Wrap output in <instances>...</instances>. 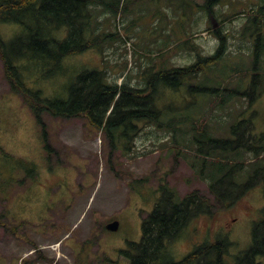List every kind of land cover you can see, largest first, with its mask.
<instances>
[{"label": "rangeland", "instance_id": "1", "mask_svg": "<svg viewBox=\"0 0 264 264\" xmlns=\"http://www.w3.org/2000/svg\"><path fill=\"white\" fill-rule=\"evenodd\" d=\"M123 2L128 5L117 12L101 3L91 8L93 32L118 31L116 38H108L99 49L64 57L60 66L22 57L16 60L13 80L49 99H67L70 85L85 69L103 68L112 82L143 85L144 71L154 64L186 66L197 60L199 51L214 53L219 45L216 27L229 36V70L221 66L208 72L206 85L212 87L213 79L228 75L231 66L249 67L251 42L241 36L245 16L239 11L257 0H221L214 19L193 4L204 0ZM185 3V9L179 8ZM65 33L56 30L53 35L63 38ZM29 35L20 23L0 21V41L7 45ZM8 74L0 52V264H129L120 250L142 238L143 216L153 209L162 184L180 195L199 190L213 199L201 172L205 156L189 146L190 133L173 138L165 126L137 120L133 123L139 129L131 130L126 149L120 131L114 139L119 145L113 148L108 133L83 116L64 119L43 112V126ZM234 77L230 86L240 81ZM211 91L163 88L160 99L177 111L165 120L183 122L189 114L201 126L207 123L213 135L225 136L249 98L223 104ZM253 107L260 132L264 93ZM263 207V186L258 184L233 206L218 208L215 216L193 219L170 244L169 256L181 260L196 245L224 234L234 242L232 254L248 249L253 220ZM114 220L118 229H108Z\"/></svg>", "mask_w": 264, "mask_h": 264}, {"label": "trees", "instance_id": "2", "mask_svg": "<svg viewBox=\"0 0 264 264\" xmlns=\"http://www.w3.org/2000/svg\"><path fill=\"white\" fill-rule=\"evenodd\" d=\"M220 1L204 0L202 4H193L214 19L218 13L215 5ZM99 3L115 12L124 10L123 6L128 5L123 0H0V21L20 23L30 32L29 36H18L10 45L0 41V52L13 88L23 94L43 126V112L64 119L83 116L108 133L113 148L119 145H114V139L120 135L118 131L122 137H126V149L130 148L131 130L139 129L133 123L137 120L165 126L171 130L173 138H177L179 132L191 134L189 146L197 154L205 156L201 172L208 180L213 199L199 190L180 195L168 184H162L153 209L143 216L142 238L128 241L126 247L120 250L129 264H262L264 207L253 220L252 244L246 250L232 254L230 249L234 242L227 234L196 245L181 260L170 257L168 250L193 219L202 215L215 216L218 208L233 206L243 194L258 184H262L264 193V130L256 132L254 119L258 116V110L253 107L264 93V0H257L252 7L239 11V15L245 16L241 36L251 42L249 67L231 66L228 75L212 80V87L204 82L207 80L206 74L221 66L223 70H229L225 69L228 66L229 36L220 27L215 28L219 45L214 53L204 55L199 51L197 60L186 66L154 64L144 71L143 85L112 82L103 68L85 69L70 85L67 99H49L36 95L25 83L13 80L14 71L19 68L16 60L22 57L25 61L30 58L35 61L44 59L46 67L60 66L67 56L99 49L108 38H116L118 31L93 32L91 8ZM185 5L181 4L179 8L185 9ZM51 28L55 31L65 30L67 36L55 37V31ZM235 75L239 76L240 81L236 86H230L229 81ZM185 86L189 91L213 90L211 92H216L223 104L226 99L232 98L246 100L248 97L249 101L230 123L225 136L213 135L207 123L201 126L198 123L200 120L191 119L189 114V118L183 122L165 120L168 115L177 114V111L171 102L167 105L162 102L161 91L163 88L180 90Z\"/></svg>", "mask_w": 264, "mask_h": 264}, {"label": "water", "instance_id": "3", "mask_svg": "<svg viewBox=\"0 0 264 264\" xmlns=\"http://www.w3.org/2000/svg\"><path fill=\"white\" fill-rule=\"evenodd\" d=\"M118 227H119V221L118 220L111 221L107 224V228L110 230H117Z\"/></svg>", "mask_w": 264, "mask_h": 264}, {"label": "bare ground", "instance_id": "4", "mask_svg": "<svg viewBox=\"0 0 264 264\" xmlns=\"http://www.w3.org/2000/svg\"><path fill=\"white\" fill-rule=\"evenodd\" d=\"M66 3V2H65ZM44 4V3H43ZM70 10V9H69ZM46 38V37H45ZM39 43V42H38ZM64 43V42H63ZM45 44V43H44ZM50 47H52V46H50ZM59 47V46H58ZM53 50V49H52ZM60 52V51H59Z\"/></svg>", "mask_w": 264, "mask_h": 264}, {"label": "flooded vegetation", "instance_id": "5", "mask_svg": "<svg viewBox=\"0 0 264 264\" xmlns=\"http://www.w3.org/2000/svg\"><path fill=\"white\" fill-rule=\"evenodd\" d=\"M1 49V48H0Z\"/></svg>", "mask_w": 264, "mask_h": 264}]
</instances>
